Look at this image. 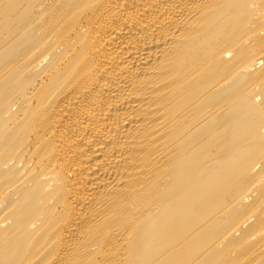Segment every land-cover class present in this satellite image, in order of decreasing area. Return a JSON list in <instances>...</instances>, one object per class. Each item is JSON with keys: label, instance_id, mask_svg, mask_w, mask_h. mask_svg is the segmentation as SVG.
Here are the masks:
<instances>
[{"label": "bare ground", "instance_id": "bare-ground-1", "mask_svg": "<svg viewBox=\"0 0 264 264\" xmlns=\"http://www.w3.org/2000/svg\"><path fill=\"white\" fill-rule=\"evenodd\" d=\"M0 264H264V0H0Z\"/></svg>", "mask_w": 264, "mask_h": 264}]
</instances>
